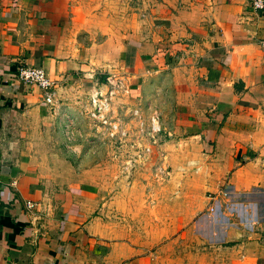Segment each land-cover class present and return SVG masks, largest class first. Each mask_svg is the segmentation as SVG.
<instances>
[{"label":"crops","instance_id":"crops-1","mask_svg":"<svg viewBox=\"0 0 264 264\" xmlns=\"http://www.w3.org/2000/svg\"><path fill=\"white\" fill-rule=\"evenodd\" d=\"M263 39L250 0H0V264H150L113 220L131 203L116 182L52 147L84 135L85 95L107 74L123 76L129 105L166 79L175 211L185 204L188 222L195 201L217 203L204 238L220 236L230 264H264ZM21 66L45 69L53 106Z\"/></svg>","mask_w":264,"mask_h":264},{"label":"rangeland","instance_id":"rangeland-1","mask_svg":"<svg viewBox=\"0 0 264 264\" xmlns=\"http://www.w3.org/2000/svg\"><path fill=\"white\" fill-rule=\"evenodd\" d=\"M162 86L164 92L152 90L143 92L146 96L145 99L143 101L137 99L136 104H126L121 101L122 97L115 100V105L124 108L125 111L139 105L143 108H155L160 113L162 126V131L158 136L160 144L153 147L151 156L146 158L143 163L134 162V148L126 146V142L110 140L105 135L97 134L89 119L86 120L85 126L83 125L84 135L50 136L52 147L65 151L69 156L68 159H83L82 163L85 164V167L99 164L104 169V176L110 177L112 182H116L117 194L124 197L126 202L131 201L129 205L120 204V207L116 208L113 220L125 227L132 228L135 232L133 238L129 239L133 246L139 249L136 251V256H147L150 264H230L227 248L222 245L224 243L218 241L220 236L210 241L204 238L210 232L213 216L218 214L217 203L212 209L206 210L195 201L193 217L190 216L187 222L184 212L185 204L180 205V208L175 211V200H170V190L167 188L171 181V174L169 167L164 164L160 148L169 137L166 136L162 118L163 121H169L170 109H168V103L159 104L157 101L158 95L163 96L166 100L170 96L166 79L162 80ZM92 89L93 86L88 94H84L87 105L89 104L87 99ZM88 108L85 110L87 117ZM147 141L150 142L149 139ZM83 152L87 156L85 154L82 156ZM130 161L131 164H128L127 162ZM158 166L162 171L157 170ZM155 198H158L161 212L157 210V206L153 205ZM180 198H176V200H180ZM220 206V209H224L225 205L221 202ZM155 216L161 217V219L157 220L154 218ZM232 216L234 215L232 214ZM192 224L195 225L193 231L190 230ZM160 225L162 234L156 235L155 228ZM176 227L178 231L175 235H170L172 228Z\"/></svg>","mask_w":264,"mask_h":264},{"label":"built area","instance_id":"built-area-1","mask_svg":"<svg viewBox=\"0 0 264 264\" xmlns=\"http://www.w3.org/2000/svg\"><path fill=\"white\" fill-rule=\"evenodd\" d=\"M250 6L255 10H264V0H250ZM262 44L264 45V39ZM17 78L22 83L43 90L44 102L54 105L55 84L49 79L44 68L21 66L18 69ZM128 91L123 76L107 74L102 81L97 80L93 85L87 99L89 103L87 115L97 134L105 135L110 140L126 142V146L134 148V162L143 163L151 156L153 147L160 144L158 141L162 131L160 113L155 108H143L139 105L126 111L124 108L117 107L115 100L124 95L128 96ZM142 139L143 142H141ZM127 163L131 164V161ZM157 170L162 171L160 166ZM26 207L31 209L33 204L28 202Z\"/></svg>","mask_w":264,"mask_h":264}]
</instances>
